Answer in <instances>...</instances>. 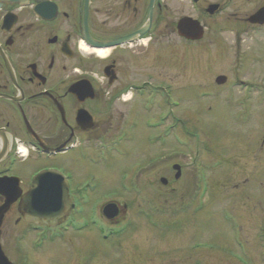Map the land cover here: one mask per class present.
<instances>
[{"label":"flooded vegetation","instance_id":"obj_1","mask_svg":"<svg viewBox=\"0 0 264 264\" xmlns=\"http://www.w3.org/2000/svg\"><path fill=\"white\" fill-rule=\"evenodd\" d=\"M183 18L199 23L200 40L179 36ZM213 35L232 36L236 64L240 43H249L253 55L244 68L258 70L235 76L232 84H245L242 100L260 106L264 0H0V249L8 261L57 264V242L63 241L76 248L79 264L81 251L93 256L91 244L77 242L86 227L102 241L125 242L127 206L117 203L118 215L105 219L102 208L114 200L95 199L102 189L93 172L78 170L93 164L95 151L125 143L126 128L135 129L142 116L135 100L143 99L144 110L150 106L144 101L160 94L156 68L174 57L175 41L187 48ZM184 51L176 50L178 56ZM156 126L143 119L152 142ZM57 172L72 204L58 225L56 199L46 212V196H56L61 185Z\"/></svg>","mask_w":264,"mask_h":264},{"label":"rangeland","instance_id":"obj_2","mask_svg":"<svg viewBox=\"0 0 264 264\" xmlns=\"http://www.w3.org/2000/svg\"><path fill=\"white\" fill-rule=\"evenodd\" d=\"M248 46L240 43L236 64L231 35L206 36L179 49L175 41L169 50L174 57L156 72L158 86L169 85L177 100L159 95L144 110L143 99L135 100L142 116L133 136L126 128L121 147L95 151L93 164L78 170L93 172V183L102 189L94 195L100 203H126L128 226L124 249L117 238L105 242L86 229L77 242L83 248L91 244L93 256L81 251L79 264H264V103L248 119L239 107L246 106L244 94L232 84L235 76L258 70L244 68L253 55ZM218 75L226 77L221 85L214 82ZM168 109L175 118L169 132L171 117L162 121ZM145 117L157 120L154 131L157 138L163 134L162 144L151 141ZM183 120L186 133L180 132ZM173 163L181 167L176 181ZM62 242L57 264H75L76 248Z\"/></svg>","mask_w":264,"mask_h":264},{"label":"water","instance_id":"obj_3","mask_svg":"<svg viewBox=\"0 0 264 264\" xmlns=\"http://www.w3.org/2000/svg\"><path fill=\"white\" fill-rule=\"evenodd\" d=\"M13 1H19V2H24L26 0H13ZM201 28L197 25V23L195 21H192L191 19H184L181 20L178 24V32L180 35L184 36L185 38L188 39H199L201 37L202 31L200 30ZM224 81V77H218L216 79L217 83H222ZM175 169L178 170V172L176 173L175 177L179 176V167L178 166H174ZM162 181H164V179H162ZM67 196L64 190L57 191V213L60 211V209L63 211L64 207L68 205L67 203ZM111 213L113 212V210H115L114 205L110 204V205H106L104 210H107ZM3 259H5L1 252H0V261H4ZM1 264H4L2 263Z\"/></svg>","mask_w":264,"mask_h":264},{"label":"bare ground","instance_id":"obj_4","mask_svg":"<svg viewBox=\"0 0 264 264\" xmlns=\"http://www.w3.org/2000/svg\"><path fill=\"white\" fill-rule=\"evenodd\" d=\"M98 53H99V55H101V56L104 55V53L102 52V50H99Z\"/></svg>","mask_w":264,"mask_h":264}]
</instances>
